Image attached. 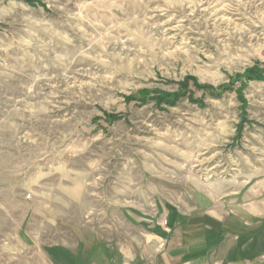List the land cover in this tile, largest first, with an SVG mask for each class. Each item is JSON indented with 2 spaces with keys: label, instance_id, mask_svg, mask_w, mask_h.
<instances>
[{
  "label": "rangeland",
  "instance_id": "374dc122",
  "mask_svg": "<svg viewBox=\"0 0 264 264\" xmlns=\"http://www.w3.org/2000/svg\"><path fill=\"white\" fill-rule=\"evenodd\" d=\"M257 64L264 0H0L5 260L88 228L133 234L126 210L264 199V82L233 85ZM187 78L228 88L157 102Z\"/></svg>",
  "mask_w": 264,
  "mask_h": 264
},
{
  "label": "crops",
  "instance_id": "0c3cea01",
  "mask_svg": "<svg viewBox=\"0 0 264 264\" xmlns=\"http://www.w3.org/2000/svg\"><path fill=\"white\" fill-rule=\"evenodd\" d=\"M252 193L196 195L195 204L159 210L157 218L135 220L126 210L133 234L88 228L75 242H40L27 254L13 248L9 262L4 244L0 264H264V199Z\"/></svg>",
  "mask_w": 264,
  "mask_h": 264
},
{
  "label": "trees",
  "instance_id": "16d2710c",
  "mask_svg": "<svg viewBox=\"0 0 264 264\" xmlns=\"http://www.w3.org/2000/svg\"><path fill=\"white\" fill-rule=\"evenodd\" d=\"M261 66H263V67H261ZM191 81H193V84L196 88H198L200 90H204V91H206V92H208L214 96L215 95H221V93H222L221 91L226 90V88H228V87H226V88L223 87V88H221V90H217L214 87L201 84L195 79L187 78L184 82L180 83L181 92L171 93V94H165V93L158 92V94L155 95L154 97L158 103H165L166 105L173 106L177 103V101L180 100L181 97H183V95H185V94L187 95V92H189L188 89H189ZM235 81H240L242 84V87H244L247 84V82H250V81H262V82H264V64L263 65L257 64L255 67L248 69L244 74L237 75L234 78L233 85H234ZM179 93H184V94L182 95ZM145 94L147 95L148 93L145 92Z\"/></svg>",
  "mask_w": 264,
  "mask_h": 264
}]
</instances>
